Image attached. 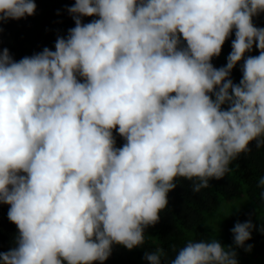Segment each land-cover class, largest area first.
Masks as SVG:
<instances>
[{
	"label": "clouds",
	"instance_id": "1",
	"mask_svg": "<svg viewBox=\"0 0 264 264\" xmlns=\"http://www.w3.org/2000/svg\"><path fill=\"white\" fill-rule=\"evenodd\" d=\"M36 8L0 0V21ZM68 11L75 27L55 51L19 61L0 52V203L19 230L3 264H92L114 243L141 246L177 178L199 192L250 142L264 145V27L253 23L264 0H76ZM233 28L227 64L216 68ZM254 46L259 55L246 57ZM254 227L237 222L235 244ZM162 257L164 248L146 253L151 264ZM236 257L219 239L195 240L170 264Z\"/></svg>",
	"mask_w": 264,
	"mask_h": 264
},
{
	"label": "trees",
	"instance_id": "2",
	"mask_svg": "<svg viewBox=\"0 0 264 264\" xmlns=\"http://www.w3.org/2000/svg\"><path fill=\"white\" fill-rule=\"evenodd\" d=\"M76 0H35L37 5L33 15L20 19L0 21V52L9 49L13 59L19 61L25 56H32L48 47L55 51V42L59 36L68 35V30L75 27L73 15L68 8ZM97 16L82 17L84 23H89ZM257 27H264V12L253 17ZM236 29L222 46L221 54L212 58L216 68L227 64V57L232 51V41ZM186 46V42H183ZM260 50L253 47L245 56L259 55ZM238 62L231 73V79L239 83L243 73ZM82 79V78H81ZM210 95H212L210 93ZM214 98V97H213ZM227 108L228 105L222 106ZM116 147H122L126 140L120 136L116 129L113 130ZM250 151L240 153L229 165V171L221 179H211L209 186L199 192H193L192 181L187 178H177L176 188L168 193V205L159 213L160 219L155 225L145 229V241L141 246L128 249L120 244H113L112 253L103 262L97 260L92 264H151L146 259V253L164 248L168 253L167 259L161 258V264H170L176 252L186 246L189 241L219 239L223 246H232L237 255L247 253L249 257L257 258L264 262V188L259 186V181L264 178V145L257 147L256 141L249 144ZM248 196L254 206L243 209L235 215L225 218L216 235L206 226L208 216L221 208L223 202L230 198ZM10 205L0 203V253L7 252L16 246L18 227L8 218ZM251 221L255 227L252 238L245 242L244 247H239L234 242V233L231 231L237 222ZM247 245H253L251 251H246ZM175 249L176 251H173ZM263 259H262V257ZM250 257V258H251ZM242 258V256H241ZM244 263V262H243ZM0 264H3L0 258ZM64 264H67L64 261Z\"/></svg>",
	"mask_w": 264,
	"mask_h": 264
},
{
	"label": "rangeland",
	"instance_id": "3",
	"mask_svg": "<svg viewBox=\"0 0 264 264\" xmlns=\"http://www.w3.org/2000/svg\"><path fill=\"white\" fill-rule=\"evenodd\" d=\"M251 206H254V202L246 195L242 197L230 198L228 200H225L220 209L212 212L208 216L206 220V226L213 234V236L216 237L221 227V223L225 218L235 215L241 210L249 208ZM233 249L235 250V248ZM250 257L247 253H242V254L240 253L239 255H237L236 259L238 260V264H264L263 261L262 263L259 262V260L257 259L258 257L257 258L254 257L250 258Z\"/></svg>",
	"mask_w": 264,
	"mask_h": 264
}]
</instances>
